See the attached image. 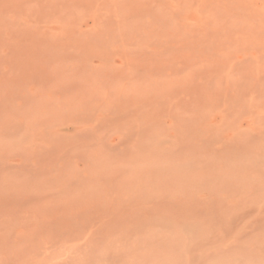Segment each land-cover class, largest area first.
<instances>
[{
  "label": "rangeland",
  "instance_id": "rangeland-1",
  "mask_svg": "<svg viewBox=\"0 0 264 264\" xmlns=\"http://www.w3.org/2000/svg\"><path fill=\"white\" fill-rule=\"evenodd\" d=\"M0 264H264V0H0Z\"/></svg>",
  "mask_w": 264,
  "mask_h": 264
}]
</instances>
